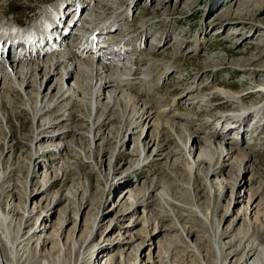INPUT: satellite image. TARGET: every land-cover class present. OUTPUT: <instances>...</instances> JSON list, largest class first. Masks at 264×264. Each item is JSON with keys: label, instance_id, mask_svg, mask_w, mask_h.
Returning <instances> with one entry per match:
<instances>
[{"label": "bare ground", "instance_id": "1", "mask_svg": "<svg viewBox=\"0 0 264 264\" xmlns=\"http://www.w3.org/2000/svg\"><path fill=\"white\" fill-rule=\"evenodd\" d=\"M77 1L87 13L77 19H74V15H72L69 24H65L61 21L63 19H59L63 25L59 24L55 27L49 18V9L55 6L54 4L46 6L39 12L35 21L23 26L24 28L29 27L30 31H13L8 25L13 22L12 20L0 23L1 124L5 129L9 127V111L14 104L11 103L10 99L13 92H18L22 98L16 108L20 114L27 113L31 119V156L28 171L30 173L32 170V175L36 179L40 176L37 173L42 168L47 171L53 168L52 175L56 173L55 180L61 181L67 170L64 165H60L63 163V159L69 160L71 157L75 160L76 158L83 160L92 167L96 174L100 172L103 174L105 162L103 159L102 161L98 160L96 151L104 143L101 142V139L106 140L107 137L110 138L115 133V129L111 128L113 120L119 121V127L124 125L126 135H133L134 129L138 133L141 132L137 146L131 151L133 155L138 154V158L135 164L128 169V176L137 178L140 175V170L152 163L161 161L172 163L174 166L182 162L187 166L190 175L187 186L177 187L178 192L177 190L170 191L161 182H156L146 193L144 186L141 189L133 188L138 180L129 182L127 191L122 194L118 204L122 208L128 202L131 205L128 207L127 204L125 210L121 213L118 212L120 221L118 224L115 222L116 227L122 228L121 230L124 232L123 235H119L116 244L122 250L116 256L105 258L103 257L104 253L109 251L110 245H96L98 249L95 250L92 235L90 238L86 236L84 243L87 240L88 243L84 251L82 253L80 251L75 263L169 264L170 255L167 252L169 241L166 243L164 239H167L170 233L178 231L181 238L183 237L186 242H190L189 235L194 232L193 225L196 220L205 223L209 221L210 206L201 204L203 197L202 191L198 189L199 172L203 171L205 165L209 164L206 186L212 193L214 186H219L217 182L208 181L211 171H214L212 165L215 157L218 156V165L228 166L221 163L233 160L234 166L238 164L240 166L239 177L236 176L235 182L233 181L234 178L227 181L225 187L234 184L236 188L242 171L248 170L244 167L245 163L251 160L250 154L253 152V148L259 147L258 144H260L253 143V141H256L259 138L258 135L264 131V94H262L264 87L261 86L262 90H258L260 93L262 92V101L255 107L245 108L240 104L243 100H245L243 103L248 100L247 94H250L249 92L235 93L225 85L214 88L211 91L213 99L222 102L213 105L215 106L214 114L211 109H208L212 100L208 101L202 97L203 93L200 87H198L199 94L194 96L189 93L191 92L190 89L187 92H182V99L177 101L178 104H181L178 105V107L180 106L179 110L197 111L203 116L202 119L206 128L212 131L207 132L208 138L198 148V146L191 144L193 132L185 124V121L188 122L190 119H187L184 114L175 112L174 107L172 108L170 104L163 107L162 99L152 97L157 93L158 87L153 85L152 75L148 72L149 69H144L141 73L140 81H138L140 89L136 90L134 87L136 61L142 58L136 56H139V50L142 46L141 43L137 42L138 35H134V38L127 34L130 33L127 26L122 29L117 27L121 25V22L128 24L130 11L123 6L118 9L116 0ZM62 3L75 6L76 0H59L56 6L62 5ZM109 7L113 8V12L111 16L104 19L105 13L102 9ZM65 14L69 17V10L63 16ZM87 15H93L95 20L93 22L85 21ZM20 24L25 25L24 23ZM141 25L144 28L146 23L143 22ZM45 29H49L52 34L59 32L60 35L62 34L61 39L58 38L52 45L41 47V44H38V39L35 40V38L43 36ZM103 29H105L104 32ZM86 30L87 33H85ZM142 33L147 37L146 31ZM14 40H21L24 43L11 44ZM152 45L150 49L154 51L156 45ZM228 53L231 57L240 56L238 53ZM127 55L131 56L127 58ZM150 56L157 57L154 54ZM166 63L162 65L163 69L168 67ZM255 71H258V76L264 75V68L255 69ZM71 79L73 80L71 84L65 83ZM48 80H50L49 82L53 80V83L45 90L44 83ZM207 90L206 87L205 91ZM77 106L82 109V114L78 116L81 119L78 122L81 124L80 126L75 124L76 117L73 113V109ZM104 106L107 107L106 110H103ZM226 108H230L229 112L225 111ZM244 110H247L246 113L249 114L243 121H240L237 116H239V112ZM108 111H116L118 115L113 119L107 114ZM167 111L168 113H166ZM20 114L19 118L21 117ZM165 114H170V116ZM252 115H254L251 118L254 120L253 126L248 129L242 128V123L250 119ZM164 117L166 120H162ZM233 125H235L234 128ZM109 128L111 130H108ZM231 128L238 130V133L241 134V140L245 144H247L246 141H249L247 147L242 148L241 141L233 140L231 142L228 140L229 138L227 139V134L222 131L224 129L231 131ZM167 131L176 141V151L170 149L171 144L167 140ZM214 132V137H212ZM142 137H144V142L141 144L140 139ZM70 138L71 140L68 141ZM114 156L115 154L110 159V171L113 167ZM46 158H50V161ZM114 173L116 174V171ZM49 174L43 175L44 181L50 180L52 175ZM223 174V172H212L210 178L218 179ZM10 191L14 192V188ZM48 191V189L43 188L39 192L47 193ZM37 194L39 193L33 192L30 197L36 198ZM10 197L12 200L14 195H10ZM67 197L72 199V195L68 194ZM239 197L242 202H236V211L230 212L233 200L226 209L224 217L229 220V226L221 233V237H226L224 242L222 239L214 240L215 249L216 251L227 249L221 264H264V229L261 228L262 223L264 224V217L262 216L264 201H262L260 193L253 190H251L248 203H245L247 195H238L237 198ZM25 198L27 199V196ZM62 201L65 202L66 200ZM3 206L5 204L3 205L0 200V264H30L28 258L35 249L42 259L34 264H50L45 256L50 255V251L47 253V246L54 241L57 242L54 243L60 252L59 256H63L65 244H61L63 234L61 235L60 232L67 222L64 214H62L64 220L58 222L59 232L53 230L52 236H46L52 227L46 226L45 223H49L51 217L46 219L48 215L45 216V223L39 227H36L39 221L37 219L36 224L29 228L30 222L37 215L35 211L29 213L25 208L23 213L13 205V201L10 205L6 204L5 208ZM157 207L161 210L158 211ZM142 209H144L143 212ZM168 213L176 223V228L165 226ZM26 214L28 216H25ZM131 216L133 219L128 225L120 226L121 223L127 222L126 219ZM96 223H93V229L95 225H98L97 229L101 228ZM14 224L16 225L15 230L12 227ZM140 226L143 228L138 230ZM27 228L29 229L25 230ZM75 230H77V225ZM70 234H68V238L75 236ZM34 243H36L35 247H33ZM182 245L180 244V246ZM195 246V244L190 246L192 250L186 252L189 254L193 252L194 256L199 258L207 256V253L202 255L201 249L199 250ZM130 248H133L131 252H129ZM144 249H149L146 263L140 257V252ZM155 250H157V255L153 259L151 255ZM132 253L136 257L131 263ZM180 255L186 256L185 253H180ZM228 256H232L230 261ZM103 258L105 261H102Z\"/></svg>", "mask_w": 264, "mask_h": 264}, {"label": "rangeland", "instance_id": "2", "mask_svg": "<svg viewBox=\"0 0 264 264\" xmlns=\"http://www.w3.org/2000/svg\"><path fill=\"white\" fill-rule=\"evenodd\" d=\"M58 1L0 0V23L5 21L4 16L9 14L12 15V18H8L6 22L12 20L13 22L29 25L32 20L35 21L39 12L46 6L56 5ZM116 2L118 3V9L123 6L131 13L128 24L121 22V25L117 27L122 29L127 26L130 32L127 34L134 38V35H138L137 42L141 43L142 46L139 50L140 54L138 53L139 56H136L137 58L140 56L142 58L136 61L135 89H140L138 81H140L143 70L149 69L148 72L152 75L153 85L158 87L157 93L152 97L159 100L162 99L163 107L170 104L172 108L174 107L175 112L184 114L187 119H190L188 122L185 121V124L193 132L192 145L199 148L203 141L208 138L207 132L210 130L206 128L203 123V116L198 114L197 111L179 110L180 106L178 107V105L181 104H178L177 101L182 99V92H187L190 89L191 92L189 93L194 96L199 94L198 87H200L203 93L202 97L208 101L212 100V104L209 105L208 109H211L213 114L215 113V106L213 105L220 101L213 99L211 91L214 88L223 87V85L235 93H250L247 94L248 100L245 103H243L245 101L243 100L240 104L243 108L255 107L262 101V94L258 90H262L261 86L264 87V75L258 76L259 73L255 69L264 68V0H133V2L116 0ZM132 3L133 5H131ZM161 4L164 6H159ZM41 5L42 7L38 13L30 17L34 16L33 19L24 22L19 21V18H29L28 13L38 9ZM102 11L105 13L104 19H106L111 16L113 8H103ZM69 15H72L71 12H69ZM143 22L146 23L144 28L141 25ZM145 31L148 34L147 37L142 33ZM85 33H87V30ZM152 44L156 45L154 51L150 49L153 46ZM228 52L238 53L240 56L231 57ZM151 54L157 57H151ZM130 56L127 55V58ZM164 63L168 67L163 69L162 65ZM49 81L44 83L45 90L53 83V80ZM72 81L71 79L65 83L71 84ZM39 82H41V79H39ZM206 87L208 88L207 91H205ZM21 98L18 92L12 93L10 101L14 104L9 111L10 125L7 129L3 128L0 120V200L5 206L6 204L10 205L13 201V205L23 213L25 208H27L29 213L35 211L37 215L30 222L29 228L36 224L37 219L39 221L36 227H39L42 223H45L46 219L51 217L50 222L45 223L46 226L52 227L46 236H52L53 230L57 233L59 232L58 222L60 220L63 221L64 217L62 214L65 215L67 222L60 232L61 235L63 234L61 244H65L63 256H59L60 252L55 244L57 242L54 241L55 243L52 242L47 246V253L50 251V255L45 256V259L48 263L75 264L80 251L82 253L88 243V240L84 243L86 236L90 238L91 235L92 240L94 239L95 247L102 244L103 246L110 245L109 251L104 253L103 257H113L119 254L122 248L116 244L118 243L119 235H123L124 232L121 230L122 228L116 227L118 221H120L118 215L127 208V204L129 207L131 203H126L124 208L119 207L118 203L122 194L127 191L129 182H133L135 179L138 180L133 188L141 189L144 186L146 193H148L153 183L156 182H161L170 191H175L177 187H182L183 185L187 186L186 184L190 177L189 169L182 162H179L176 166L166 161L152 163L140 170V175L137 178L128 176V169L135 164L138 158V154L133 155L131 151L137 146L141 132L138 133L134 129L133 135H126L127 132H125L124 125L119 127V121L117 120H113L111 125V128L115 129V133L110 138L107 137L106 140L101 139V142L104 143H101L102 146L96 151L98 160L102 161L103 159L105 162L102 170L103 174L102 172L99 173L100 175L96 174L92 167L83 160L77 158L75 160L71 157L69 160H66L67 158L63 159V163L60 165H64L67 170L61 181L55 180L54 176L56 173L52 175L53 168L48 169V171L42 168L37 173L40 176L36 179L32 175V170L30 173L28 171L31 156V119L27 113L20 114V111L16 108L18 103L21 102ZM182 108L185 109L184 106ZM106 109L107 107L104 106L103 110ZM229 109L226 108L225 111L229 112ZM246 112L247 110L239 112L237 119L243 121L249 114ZM73 113L76 117L75 124L80 126L81 124L78 122L81 119L78 116L82 114V109L77 106L73 109ZM19 114L21 115L20 118ZM107 114L113 119L118 115L116 111H108ZM165 115L170 116V114ZM253 117L254 115L250 119L245 120L243 122L245 125L243 123L241 125L242 128L248 129L252 127L254 120L251 118ZM162 120H166V117L162 118ZM232 127L234 128L235 125ZM233 128H231V131L228 130L229 132L225 129L222 132L227 134L229 141H241L242 148L247 147L249 141H246L247 144H245L241 140V134L238 133L237 129L233 130ZM108 130L111 129L109 128ZM135 132L137 134H134ZM168 132L167 140L171 144L170 149L171 151H176V141ZM214 134L215 132L212 137H214ZM182 136L184 137V135ZM258 137L253 143H260L258 144L259 147L253 148V152L250 154L252 156L251 160L246 161L244 166L248 170L244 169L242 171L236 188L234 184H229L228 187H225L227 181L234 178L233 181L235 182L236 176L239 177L240 175V166L239 164L234 166L232 164L233 160L221 163L228 165L223 166L218 165V156L215 157L212 165V170L214 171H211V173L223 172L224 174L215 179L214 177L210 178V173L208 181L219 184V186H214L212 193L206 186L209 164L205 165L204 170L199 172L198 189L202 191L201 195L203 197L201 204L207 205V207L210 206L208 211L209 221L205 223L201 220H196L193 225L194 232L189 235L191 243L186 242L183 237L181 238L178 231L170 233L167 239H164L166 243L169 241L167 248V252L170 255L169 264L222 263L227 249L216 251L214 240L222 239L223 242L225 240L226 236L221 237V233L229 226V220L224 217V214L231 205L232 200L233 204L230 212L237 210L236 202L241 200L240 197L237 198L238 195H247L245 203L249 202L251 190L260 193V197L264 201V131ZM70 140L71 138L68 141ZM184 141H186L185 138ZM143 142L144 137L140 139V143L142 144ZM114 154L113 167L110 171V159ZM52 158L55 159V157ZM46 160L50 161V158H46ZM115 171L116 174L114 173ZM45 173L52 175L50 180L44 181L43 175ZM12 188L17 194L10 191ZM43 188L49 191L47 193L39 192ZM33 192L39 193L36 198L30 197ZM68 194L72 195V199L67 197ZM10 195H14L12 200ZM56 196L57 198L55 199ZM64 199L66 200L65 202L62 201ZM118 208H121L120 211ZM36 210L39 212L37 213ZM157 210L160 211L161 209L157 207ZM143 211L144 209H142ZM185 215L188 214L185 213ZM25 216H28V214ZM45 216H47L46 219ZM262 216L264 217V211ZM166 218L165 226L167 228L175 227L176 223L172 220L169 213ZM132 219V216L127 218V222L121 223L120 226L123 227V224L128 225ZM95 222L101 228L97 229L98 225H95L93 229L92 226ZM76 225L77 230H75ZM12 227L14 230L16 229L15 224ZM142 228L140 226L138 230ZM261 228L264 229L263 223ZM69 233H71V236H75L68 238ZM192 242L199 250L201 249L202 255L207 253V256L199 258L195 257L196 255L194 256L193 252L191 254L186 252L192 250L190 248V246L194 245ZM180 244H183V247ZM35 246L36 243L33 244V247ZM97 249L96 247L95 250ZM130 249L129 252L133 250V248ZM168 249H171L170 252ZM179 252L185 253L186 256L182 257ZM148 253L149 249H144L140 252V257L145 263L148 261ZM156 255L157 250L153 251L151 256L155 259ZM135 257L132 253L131 263ZM228 257L230 261L232 256ZM105 258L102 261H105ZM28 259L30 264H34L36 261L39 262L42 257L35 249Z\"/></svg>", "mask_w": 264, "mask_h": 264}]
</instances>
